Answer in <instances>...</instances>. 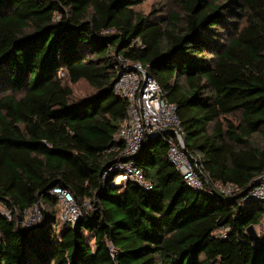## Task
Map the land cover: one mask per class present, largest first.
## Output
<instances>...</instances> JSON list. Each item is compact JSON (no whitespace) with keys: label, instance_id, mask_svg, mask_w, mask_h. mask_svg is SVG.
Wrapping results in <instances>:
<instances>
[{"label":"trees","instance_id":"16d2710c","mask_svg":"<svg viewBox=\"0 0 264 264\" xmlns=\"http://www.w3.org/2000/svg\"><path fill=\"white\" fill-rule=\"evenodd\" d=\"M147 1L0 0V264H264V229L247 234L264 225V199L250 197L264 182V0H175L183 17L135 10ZM122 59L156 80L189 158L231 195L187 185L168 136L131 157L151 189L116 182ZM81 81L93 93L75 100ZM57 187L82 207L73 225Z\"/></svg>","mask_w":264,"mask_h":264},{"label":"built area","instance_id":"2783aa9c","mask_svg":"<svg viewBox=\"0 0 264 264\" xmlns=\"http://www.w3.org/2000/svg\"><path fill=\"white\" fill-rule=\"evenodd\" d=\"M123 71L115 85V93L126 99L129 103L128 116L123 123L116 139L124 142L123 149L109 150L115 152L119 162L117 168L122 174L116 179L120 183L132 181L151 189V183L146 179L141 168L137 167L131 157L136 155L144 141L156 134L172 132L168 136L169 159L174 167L183 176L187 185L201 190L208 183V179L202 177L200 165L189 158L185 147L184 133L180 119L177 116V108L164 97L160 85L138 63L123 60ZM64 76V74H61ZM122 158H128L123 161ZM210 187L224 195H231L234 187L222 186L221 184L208 183ZM53 194L58 197L60 208V220L64 224L73 225L82 213L74 196L66 189L57 187ZM252 199H264V182L251 190ZM89 204L85 203V207ZM35 211L33 214L32 212ZM41 208L36 206L27 215L25 225L34 227L41 217ZM24 225V226H25Z\"/></svg>","mask_w":264,"mask_h":264},{"label":"rangeland","instance_id":"374dc122","mask_svg":"<svg viewBox=\"0 0 264 264\" xmlns=\"http://www.w3.org/2000/svg\"><path fill=\"white\" fill-rule=\"evenodd\" d=\"M225 1L226 0H217V4H225ZM234 6L235 5H233V10L235 9ZM135 10L148 17H151L153 15L169 16L171 13L178 14L180 15V17H183L184 15L178 3L175 0H148L147 2H145L144 4L140 6H136ZM244 24H245L244 20L241 19V17L239 16V17L232 19V22L230 24L232 31H227L225 29H217V31L221 33V36L233 34L234 32L233 28L235 27V25L238 27H242ZM70 86L73 89V95H74L75 100L83 99L87 96H90L93 93V89L85 81H81L77 84H70ZM21 96L22 94H18V97H21ZM253 140L254 142L261 143L264 140V137L262 135H256ZM117 183H120V179L117 181ZM34 212L35 211H33L32 214ZM263 226L264 225L255 227L259 236L263 234V229H264Z\"/></svg>","mask_w":264,"mask_h":264},{"label":"water","instance_id":"95a60500","mask_svg":"<svg viewBox=\"0 0 264 264\" xmlns=\"http://www.w3.org/2000/svg\"><path fill=\"white\" fill-rule=\"evenodd\" d=\"M121 75L118 76L117 80L119 79ZM167 134H172V132H165L163 134H156L150 138H155V137H159V136H163V135H167ZM261 184V181H257L255 182L250 189H253L255 187H258L259 185ZM247 234L249 236V238L251 239V241L253 242H257L260 240L261 236L258 235L256 229H255V226H250L248 229H247Z\"/></svg>","mask_w":264,"mask_h":264}]
</instances>
